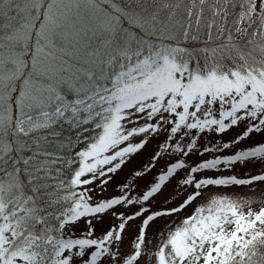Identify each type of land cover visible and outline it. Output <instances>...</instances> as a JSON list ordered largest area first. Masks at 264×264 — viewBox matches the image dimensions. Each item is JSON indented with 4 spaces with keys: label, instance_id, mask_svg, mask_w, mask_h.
Returning <instances> with one entry per match:
<instances>
[{
    "label": "snow or ice",
    "instance_id": "1",
    "mask_svg": "<svg viewBox=\"0 0 264 264\" xmlns=\"http://www.w3.org/2000/svg\"><path fill=\"white\" fill-rule=\"evenodd\" d=\"M63 2L39 0V8L27 9L25 5H34L37 0H0V200L6 194L12 199L23 189L21 198L25 205H36L41 218L34 225V236L27 225L22 235L39 241L45 227L51 232L45 236L43 245H28L26 251L31 250V260L17 253L13 255L14 264H108L109 261L140 264L141 258L145 264H264V206L253 209L229 198V194L210 195L204 204L197 203L211 188L264 182V172L246 178L235 174L198 176L209 170L231 171L236 165L248 163L264 167V140L240 147L253 134L264 135V89L248 79L254 73L255 78L264 82V28L250 30L239 26L242 20L229 21L224 11L228 0H141V3L143 25L155 28L158 38L161 33L179 30L178 39L168 40L174 46L172 56L182 63L189 61L184 68L173 65L169 79L181 89H190L191 99L199 97V103L181 104L175 111H191L192 117L203 113L200 120L206 123L211 118V127H201V133L215 130L223 134L244 126L233 140L218 147L204 146L200 155L233 151L190 168L181 157L192 153L200 137L187 145H176L174 153L171 148L165 152L160 158L171 153L174 159L168 163L167 175H159L158 180L166 186L177 179L179 187L190 186L193 191L179 204L147 214L133 237L135 247L129 242V252L123 250V233L111 245L108 244L111 231L86 243L82 237L88 233L78 234L75 221L54 227L45 223L42 218L47 214L45 204L54 205L56 194L63 191L54 183L59 178L61 161L66 167L74 168L76 165L65 160L68 154L83 156L80 149L94 148L104 140L110 131L105 113L111 111L107 106L114 103L112 93L121 79H138L137 73L145 74L142 69L151 70L164 63L159 58L164 53L163 46L149 42L147 32L140 25H130L127 19L117 23L115 32L96 30L87 35L85 29L82 37L46 25L49 13ZM37 12L40 15L31 35L24 39L22 33L27 31L30 16ZM128 29L133 30L132 35ZM190 44L198 45L195 49L198 59H192ZM69 49L75 59L69 56ZM153 57H156L154 62ZM198 63L202 71L208 69L204 79H194L191 74ZM73 65L78 71L73 70ZM241 72L245 77L241 87L221 86ZM174 93V88L165 90L167 95ZM180 95H184L183 91ZM225 97H234L227 111ZM179 127L171 131L176 132ZM117 129L111 130L113 135ZM187 130L196 131L197 125L190 123ZM185 169L187 175L179 179ZM160 187L161 184L155 185L153 193ZM153 193L144 199L148 200ZM37 197L52 199L37 205ZM19 211L23 212L24 208ZM182 213L187 214L180 226L168 228L173 224L169 220L158 227L159 238L150 240L148 230L158 219ZM120 228L125 229V225ZM163 228L168 231L164 232ZM58 231L61 246L54 242ZM101 244L103 255L97 259V247ZM149 252L154 253L151 260ZM0 264H6L3 252H0Z\"/></svg>",
    "mask_w": 264,
    "mask_h": 264
},
{
    "label": "rangeland",
    "instance_id": "2",
    "mask_svg": "<svg viewBox=\"0 0 264 264\" xmlns=\"http://www.w3.org/2000/svg\"><path fill=\"white\" fill-rule=\"evenodd\" d=\"M106 1L115 16L122 13L118 0ZM31 7L39 8V0L34 5H25L27 9ZM224 11L228 16L226 7ZM33 15L31 16L33 17ZM129 15L135 16L136 14L129 13ZM112 19L95 2L88 0H65V2L55 5L54 12L49 13L46 25L60 28L69 35L82 37L85 35V29H88L87 35L96 30L110 32ZM255 19L256 17L252 21L254 22ZM237 20L243 21L239 25L240 27H248L244 18H238ZM34 25V22L29 20L27 31L22 33L24 39H27L31 35ZM167 48L166 45L164 49ZM68 53L73 54L71 49L68 50ZM165 57L169 58L165 59ZM163 64L151 70L142 69V72L145 74L137 73L138 79H126V81L117 85L112 96L115 97L114 102L121 101L123 105L114 114V120L109 124V133L105 135L102 142H99V145L85 153L81 171L73 177L70 188L75 190L76 193L80 192L82 196L88 197L87 203H85V206L77 208L73 215L62 219L61 224L75 221L76 232L78 234L81 231L88 233L87 236L82 237L86 243H90L92 239L104 237L111 231L112 236L108 240V244L111 245L123 233V250L126 252L131 251L128 247L129 242H132L131 247L134 248L135 241L133 237L136 235L147 214L158 209H169L179 204L187 194L193 191L190 186L186 189L179 187L177 179H173L166 186L158 180L159 175H167L166 168L168 167V163L171 159H174L171 153L163 158L160 157L165 152H168L170 148L171 152L174 153L176 145L181 143L187 145L190 140L200 137L198 146L192 153L187 157H181L186 160L190 168L213 156L230 154L233 151L232 149L205 155H200V151L207 145L218 147L224 142H229L243 131L244 126L241 125L223 134H217L215 130L201 133L199 131L201 127H211V118L206 123L200 120V115L203 113L192 117L191 111H175L176 107L181 104L190 105L199 103V97L196 100L191 99L192 93H190L189 97H186L185 94L181 96V91L183 93H186L187 90L191 92L190 89H181L179 84H174L169 79V73L172 72L173 65L184 68L186 64L178 63L175 57L168 54L164 56ZM187 71L185 69L186 74ZM244 82L245 77L237 76L236 79H229L221 86L226 89L241 87ZM153 84L157 86L153 87ZM167 88H174L175 93L172 95L165 94ZM217 91H219V88ZM153 93H155L154 96L152 95ZM233 99L234 97L224 98L225 111L228 110V104ZM166 101L170 103H166ZM110 108H112V105ZM145 116H147V119ZM190 123L197 125L196 131L187 130ZM117 125H119L118 129ZM177 125L180 127L177 128L176 132H172L171 129L177 127ZM112 129H117V134L113 135ZM262 140H264V135L253 134L240 147ZM261 172H264V167L255 163H248L244 166L236 165L231 171L209 170L198 174V176L216 177L235 174L238 178H246V176ZM187 173L188 169L182 170L179 179H182ZM157 184H161V187L153 193V188ZM149 193L153 194L148 200H145L144 196ZM220 194H229V198L245 203L246 206H250L253 209L264 206V182H257L254 185L242 187L211 188L208 192H205L204 196L197 203L204 204L205 199L210 195ZM189 212H191V208ZM138 213L140 214L138 215ZM17 214L25 215L21 211L17 212ZM186 214L182 213L180 216L158 219L148 230L150 240L155 241L159 238L156 235L158 227L163 226L169 220L173 221V224L168 225V228L180 226V221ZM0 216H2V210H0ZM122 224L125 225V229L120 228ZM168 228H163V231L167 232ZM4 232L5 229L3 230V227H0V252H3L6 256V264H14L13 255L17 253L25 255L28 260H31L30 250L26 251L23 248L20 251L13 252V249H9L11 240L10 237L3 238ZM29 242L30 245L37 243L32 237ZM54 242L58 246H61L58 243L59 240H55ZM103 247V244L97 247V259L103 255L101 251ZM108 250L105 249V251ZM153 256V252L148 253L149 260ZM108 264H111V261ZM140 264H145L143 258L140 259Z\"/></svg>",
    "mask_w": 264,
    "mask_h": 264
},
{
    "label": "trees",
    "instance_id": "3",
    "mask_svg": "<svg viewBox=\"0 0 264 264\" xmlns=\"http://www.w3.org/2000/svg\"><path fill=\"white\" fill-rule=\"evenodd\" d=\"M95 2L104 12H106L107 15H110L113 19L111 22V28L110 32L117 31V23L122 22L124 19H127L130 25H140L144 31L147 32V40L154 44H160L165 48L167 45V49H164V52L159 58L164 60V56L166 54L172 56V48L173 45L168 43V40L170 38L172 39H178V31H171V32H165L160 34V38L157 37L156 29L151 27L150 25L145 27L143 25V12L142 9L144 7L143 3H141V0H118L119 5L121 8V12L119 15L115 16L109 7V4L106 0H88ZM255 7H254V5ZM235 5H239V7H235ZM228 10V17L229 21L233 19L238 18H244L246 20V23L248 25V28L250 30L252 29H261L264 28V0H229L228 6L226 7ZM129 13H135V16L129 15ZM28 13H26L27 15ZM40 13L37 12L36 16L35 14L30 16L31 21L36 24ZM256 17L255 21L253 22L252 19ZM46 24V21H45ZM35 26V25H34ZM247 27V26H246ZM37 31H40L37 29ZM129 34H133L132 29H128ZM215 35V34H213ZM189 49L193 51L194 55L192 59H198L197 54H195V49L198 47V45L190 44ZM171 50V51H168ZM69 56H72L73 59L76 57L73 56V54L68 53ZM174 57V56H172ZM156 58L153 57V62ZM176 59V58H175ZM177 62L181 64H187L189 61L183 60V63L180 59H177ZM164 65L159 64L157 67ZM193 69V70H192ZM192 76L193 77H201V79L207 77L208 69L201 70L199 63L195 68H192ZM73 70L78 71V69H75V65H73ZM226 75V74H224ZM238 76L244 77L243 73L241 72ZM232 80L236 79V77L231 78ZM248 79H252L253 83L255 82V85L257 88L264 89V82H262L260 79L255 78V74H250ZM126 81V79H121V83ZM117 102H114L112 104L111 112H106L105 115L107 116L108 124L109 121L113 118L115 111L114 107ZM111 105L107 106L110 107ZM87 139V137H85ZM98 144H96L97 146ZM92 149V148H91ZM89 148H82L80 149V152H83L84 155L80 156L79 153L72 157L71 154H68L65 157V160L72 164L76 165L74 168H68L66 167L64 161H61L60 163V169L57 171L58 179L54 181L56 184V187L58 189H63L62 192H58L55 196V200L57 201L54 205H47L45 204V210L46 215H44L42 218L45 220L46 224H50L53 227L57 224H61L62 219H64L66 216L73 215V213L77 210L79 207L85 206V203H87L88 197L82 196L80 192L76 193L75 190H72L70 188V184H72L73 177L77 175L82 168L83 165V159L85 157V153L88 151H91ZM54 166V165H50ZM23 195V189H21L20 195H14L12 199L8 198V195L6 194L2 200H0V209H2V216L5 217V219L1 220L0 227H3L4 232V239L5 237H10V243H9V249H13L15 251H20V249H27L28 245H30V236L28 235H22L24 232L25 225H27L28 230L32 235H35L34 231V225L37 222L38 218H41V214L36 211V205L33 206H26L24 201L22 200ZM45 199H52V197H37V205H39L43 200ZM9 205H11V208H9ZM19 208H24L23 213L24 216L17 214L19 212ZM51 232L49 228L45 227L43 230V234L41 235V238L37 243L40 245L44 244V238L46 235H50ZM60 232H57L56 240L60 239ZM11 237H13L11 239ZM31 251V250H30Z\"/></svg>",
    "mask_w": 264,
    "mask_h": 264
}]
</instances>
